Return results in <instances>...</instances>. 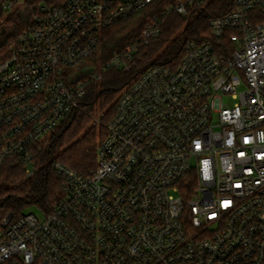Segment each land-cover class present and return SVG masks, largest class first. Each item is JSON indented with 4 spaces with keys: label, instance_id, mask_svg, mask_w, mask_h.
Segmentation results:
<instances>
[{
    "label": "built area",
    "instance_id": "built-area-1",
    "mask_svg": "<svg viewBox=\"0 0 264 264\" xmlns=\"http://www.w3.org/2000/svg\"><path fill=\"white\" fill-rule=\"evenodd\" d=\"M156 0L42 4L0 62V166L36 173L53 136L105 71L132 70L172 12L190 23L213 0H176L104 61V33ZM211 37L184 36L176 63L151 61L118 93L98 165L53 159L62 194L39 217L0 226V264H264V0H232ZM51 133V134H50ZM50 134V135H49Z\"/></svg>",
    "mask_w": 264,
    "mask_h": 264
},
{
    "label": "trees",
    "instance_id": "trees-1",
    "mask_svg": "<svg viewBox=\"0 0 264 264\" xmlns=\"http://www.w3.org/2000/svg\"><path fill=\"white\" fill-rule=\"evenodd\" d=\"M0 0V62L12 54V45L17 35L33 22L42 4H59L63 0ZM156 0L153 5L123 18L105 30L104 60L109 59L136 40L151 13L160 11L169 2ZM232 0H213L203 11L195 13L192 21L177 12H172L163 25L159 39L144 46L136 56L137 66L132 70L109 69L100 81L93 82L86 90L82 105L71 113L64 124L53 134L46 146L34 145L36 173L25 178V165L15 158L0 166V226L10 213L21 215L30 204L39 205L44 211L52 209L53 203L62 194L64 178L50 164L55 161L80 173H89L98 165L101 141L107 135V124L116 113V98L132 75L151 61L176 63L183 53L184 36L201 41L211 37L210 21L227 12ZM147 16V17H146ZM102 92L97 98L99 92ZM106 109L101 124H94L98 109Z\"/></svg>",
    "mask_w": 264,
    "mask_h": 264
},
{
    "label": "rangeland",
    "instance_id": "rangeland-1",
    "mask_svg": "<svg viewBox=\"0 0 264 264\" xmlns=\"http://www.w3.org/2000/svg\"><path fill=\"white\" fill-rule=\"evenodd\" d=\"M24 1L22 0V1H20V4L19 5H22L23 7H24V3H23ZM198 13V12H197ZM196 13V14H197ZM195 14V13H194ZM195 16V15H194ZM147 17V16H146ZM104 55V49H103V47H101V50H100V52H99V54L97 55V57H98V59H100V57L101 56H103ZM105 61V60H104ZM94 65H96L97 66V70H98V72L99 73H101L102 75H104V73H105V70H104V68H103V65L99 62V60L98 61H90L89 63H87V64H83V65H81V66H79V69L80 68H82V70H78L77 71V76L78 75H80L81 74V72H88V71H90L91 69H92V67L94 66ZM116 70H123V67H121V68H118V69H116ZM106 111H107V108L106 109H98V113H97V115H96V117H95V119H94V124H101V122H102V117H103V115H105V113H106ZM51 134V133H50ZM49 134V135H50ZM52 137L53 136H51V137H48V138H46L45 140H43V144H45L46 146L49 144V142H50V140L52 139ZM43 209L39 206V205H37V204H30V205H28L25 209H24V211L23 212H34L36 215H38L39 217H42L43 216Z\"/></svg>",
    "mask_w": 264,
    "mask_h": 264
},
{
    "label": "water",
    "instance_id": "water-1",
    "mask_svg": "<svg viewBox=\"0 0 264 264\" xmlns=\"http://www.w3.org/2000/svg\"><path fill=\"white\" fill-rule=\"evenodd\" d=\"M152 64H153V63L147 64L146 66L143 67V69L147 68L148 66H150V65H152ZM101 93H102L101 91L98 93L97 98L100 96ZM53 159H54V156H51V158H50V160L48 161L47 166H46V170H47V171H48L49 166H50V164L52 163ZM13 215H14L13 213H10V214L8 215V218L10 219Z\"/></svg>",
    "mask_w": 264,
    "mask_h": 264
}]
</instances>
